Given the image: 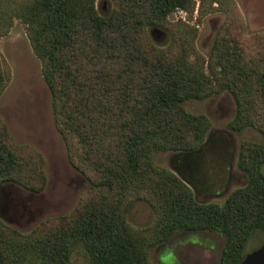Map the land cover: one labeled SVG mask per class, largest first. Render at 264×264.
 <instances>
[{
	"label": "trees",
	"instance_id": "trees-1",
	"mask_svg": "<svg viewBox=\"0 0 264 264\" xmlns=\"http://www.w3.org/2000/svg\"><path fill=\"white\" fill-rule=\"evenodd\" d=\"M114 1L113 13L102 16L97 0H0V21L6 20L0 27H10L14 17L26 24L72 164L94 172L93 187L107 192L97 190L72 217L34 235L0 220V264H71L77 250L87 253L89 264H152L150 248L180 231L224 236L221 264H241L253 232L264 233V140L242 144L239 167L249 183L223 205L196 202L178 176L155 165L154 155L200 148L210 121L182 104L222 90L238 104L230 127L257 128L264 136V72L224 34L213 45L214 80L193 60L188 39L176 37L166 48L150 40L148 26L164 27L177 10L193 13L195 0ZM9 79L0 54V97ZM44 163L35 149L14 145L0 117V184L42 190ZM136 198L155 211L149 228L127 221Z\"/></svg>",
	"mask_w": 264,
	"mask_h": 264
},
{
	"label": "rangeland",
	"instance_id": "rangeland-1",
	"mask_svg": "<svg viewBox=\"0 0 264 264\" xmlns=\"http://www.w3.org/2000/svg\"><path fill=\"white\" fill-rule=\"evenodd\" d=\"M195 2L193 13L177 10L169 15L164 27L148 26L146 31L150 40L156 46L166 48L176 41V37L183 43L188 39L194 49L193 60H198L214 80L210 68L213 45L217 37L224 34L235 38L247 60L259 72H264V0ZM96 6L102 16H108L113 13L116 3L114 0H97ZM0 33H3L0 35V54L10 69L9 82L0 97V117L14 145L35 149L45 161L42 190L32 191L14 182L0 184V220L23 235H34L42 228L57 227L63 218L72 217L84 201L98 196L97 190L103 195L107 192L93 187L96 180L94 172L89 171L87 175L70 160L66 140L56 125L52 94L43 76L42 62L33 50L26 24L14 17L10 20V27H0ZM182 106L193 115H204L209 119L210 127L203 145L210 135L227 137L232 141L235 150L234 179L222 195L217 196L218 189H221L219 186L203 196L196 188L187 185L172 167L173 155L185 151L157 152L154 163L178 176L193 191L196 202L223 205L235 190L249 183L248 175L239 167L242 144L263 142L264 136L257 128L234 130L230 127L237 116L238 104L229 90L203 100H187ZM41 183L39 181L38 185ZM155 218V211L147 200L134 199L127 216L134 229L151 227ZM225 244L224 236L211 231H180L151 247L149 260L152 264H221ZM263 244L264 233L255 230L246 245L245 256ZM70 259L71 264H89L83 250L73 252Z\"/></svg>",
	"mask_w": 264,
	"mask_h": 264
},
{
	"label": "flooded vegetation",
	"instance_id": "flooded-vegetation-1",
	"mask_svg": "<svg viewBox=\"0 0 264 264\" xmlns=\"http://www.w3.org/2000/svg\"><path fill=\"white\" fill-rule=\"evenodd\" d=\"M190 155L175 153L171 159L174 169L179 170L195 185L199 194L209 195L216 187L217 196L222 195L234 179L235 150L227 137L210 135L206 144ZM0 201H2L0 195ZM2 204V203H1ZM1 206V205H0Z\"/></svg>",
	"mask_w": 264,
	"mask_h": 264
},
{
	"label": "water",
	"instance_id": "water-1",
	"mask_svg": "<svg viewBox=\"0 0 264 264\" xmlns=\"http://www.w3.org/2000/svg\"><path fill=\"white\" fill-rule=\"evenodd\" d=\"M196 151H198V150H196ZM191 153H193V152L192 151L191 152H183L184 155H190ZM174 171L187 185H189L190 187L195 189V185L188 180L187 175L184 176L177 169H175ZM241 264H264V244L259 249H257L256 251L245 256L244 260L242 261Z\"/></svg>",
	"mask_w": 264,
	"mask_h": 264
}]
</instances>
